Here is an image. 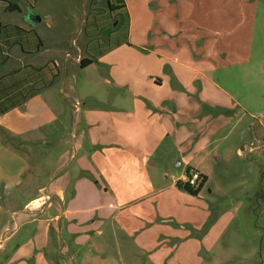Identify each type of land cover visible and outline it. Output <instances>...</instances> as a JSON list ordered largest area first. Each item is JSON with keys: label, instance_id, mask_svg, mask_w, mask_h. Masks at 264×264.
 I'll list each match as a JSON object with an SVG mask.
<instances>
[{"label": "crops", "instance_id": "obj_1", "mask_svg": "<svg viewBox=\"0 0 264 264\" xmlns=\"http://www.w3.org/2000/svg\"><path fill=\"white\" fill-rule=\"evenodd\" d=\"M124 1L129 29L118 46L116 29L102 43L104 21H88L86 10L78 34L93 23L99 30L81 40L47 33L52 16L38 11L39 0H0V104L11 106L0 115L4 264H76L71 249L87 245L69 218L84 210L69 203L82 186L97 192L98 181L116 249H136L152 264H200L230 221L225 210L215 216L213 189L185 190L187 170L207 182L231 143L248 173H261L264 123L233 114L246 112L236 94L255 82L247 84L245 64L259 0ZM258 189L250 202L262 199V182Z\"/></svg>", "mask_w": 264, "mask_h": 264}, {"label": "rangeland", "instance_id": "obj_2", "mask_svg": "<svg viewBox=\"0 0 264 264\" xmlns=\"http://www.w3.org/2000/svg\"><path fill=\"white\" fill-rule=\"evenodd\" d=\"M259 2L260 6L257 12L252 41L247 43V50L251 51V54L248 63L245 64L248 69L247 84L251 80L256 83L252 81L245 90L243 89L239 94H236L238 96L237 100L245 106L246 112L236 107L233 113L234 117L245 113L244 117H246L248 123L251 122L256 125L259 119L264 123V0H259ZM85 3L87 6L84 8ZM89 3L90 0L89 2L87 0H39L38 11L52 16L51 21L53 24L47 30L50 35L63 34L69 38H77L79 36L81 40H84L92 32L90 30L91 26L87 27L83 34L79 35L77 21H80V17L82 14L84 15V10H86L85 18L88 21H92L94 18H97L99 22L100 20L104 21V27L102 25L101 31L98 33L102 38L103 44H110L111 40H107L106 37L117 26L116 17H114L116 14L108 10L105 0H95L94 2L92 0L91 5ZM109 16L113 17L110 18ZM13 18L15 19L16 16ZM59 19H63L65 25H60ZM40 31L43 33L46 31L45 24L39 26ZM126 36V27H119L117 35L111 43L121 42L126 44ZM79 45L83 48L85 43L79 42ZM101 75L106 76L105 73H101ZM256 76H258L257 80ZM226 88L230 92H234V94L237 91L231 90L230 87ZM100 91L105 96L106 89L104 85L101 86ZM127 93L125 90L118 91L120 101L121 98H125L124 102H127ZM105 99H107L106 96ZM250 117H256L257 119ZM261 135L264 147L263 128L261 129ZM227 148L229 151L224 154L223 163H213L211 178L205 182L201 191L207 194L210 188L214 190L215 194L211 198L217 210L215 216L216 214H221V210H225L224 212L229 216L230 225L222 233L214 248L209 251V254L203 251V261L200 264H264V148L260 160L261 173L260 168L257 166L256 169L253 168L256 173L252 175L246 170V162L238 156L234 149V144L230 143ZM222 175H224L223 178ZM260 182H262L263 189L262 199L257 203L250 202V198L254 196V190H259ZM95 189L97 192H94L93 187L82 186L80 188V200L69 203L72 208L80 207L81 210H84L81 214H72L69 218L70 221L74 219L76 222L81 223L80 229L83 232L78 235L84 243L81 247L87 245L81 251L78 250L81 248L77 250L71 249L70 254L76 258V264H152L143 256L142 252L136 249L124 250L115 248L116 242L111 234L109 224V210L104 207L109 202L104 195V185H102L101 181H98ZM29 190L34 191V188ZM70 194H76L74 188L68 191V195ZM40 203L41 201L35 202L34 207H40ZM249 205L251 210L248 209ZM219 218L212 217L210 223H214ZM99 229H103L105 232L102 237L96 235V230ZM101 239L107 242L103 244V249L99 252L94 249L91 250V245H95ZM6 259V253L0 252V264H4Z\"/></svg>", "mask_w": 264, "mask_h": 264}, {"label": "trees", "instance_id": "obj_3", "mask_svg": "<svg viewBox=\"0 0 264 264\" xmlns=\"http://www.w3.org/2000/svg\"><path fill=\"white\" fill-rule=\"evenodd\" d=\"M105 3H106V7L108 8V10L113 13V14H116L114 17H116V22H117V26H116V30L119 29V27H126L127 29V32H128V29H129V14L127 12V9H126V5H125V1L124 0H105ZM110 18L113 17V16H109ZM97 19V18H96ZM95 20H93L94 22ZM98 21V19H97ZM90 27V30L92 29V32H95L97 33L98 30H99V27L97 24L93 23V25H90L88 24L86 26L85 29H87V27ZM96 30V31H93V30ZM92 32H90V34H92ZM97 45L98 43L100 44L98 38H96L94 40ZM116 44L118 46H120L122 43L121 42H116ZM94 59H96V57H93V59H89V58H83L81 60V64L83 67H86L90 64H92L94 62ZM11 108V106H8L6 105L5 103H1L0 104V115L6 113L9 109ZM191 169L187 170V173L190 172ZM206 182V177L201 175V179H200V182H199V185L197 188L193 189V188H189V187H185V190L187 192H190L191 194H197L201 188L204 186Z\"/></svg>", "mask_w": 264, "mask_h": 264}, {"label": "built area", "instance_id": "obj_4", "mask_svg": "<svg viewBox=\"0 0 264 264\" xmlns=\"http://www.w3.org/2000/svg\"><path fill=\"white\" fill-rule=\"evenodd\" d=\"M201 179V173L197 170H190L183 176L181 183L184 187L197 188Z\"/></svg>", "mask_w": 264, "mask_h": 264}, {"label": "water", "instance_id": "obj_5", "mask_svg": "<svg viewBox=\"0 0 264 264\" xmlns=\"http://www.w3.org/2000/svg\"><path fill=\"white\" fill-rule=\"evenodd\" d=\"M42 18L39 17L38 15L36 14H32L31 16V21L34 25L38 24L39 22H41Z\"/></svg>", "mask_w": 264, "mask_h": 264}]
</instances>
